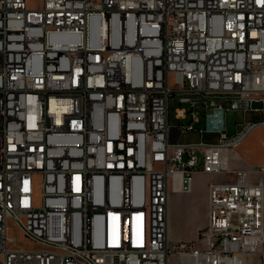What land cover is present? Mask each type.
Listing matches in <instances>:
<instances>
[{
    "label": "built area",
    "instance_id": "2783aa9c",
    "mask_svg": "<svg viewBox=\"0 0 264 264\" xmlns=\"http://www.w3.org/2000/svg\"><path fill=\"white\" fill-rule=\"evenodd\" d=\"M41 1L0 0V264L260 252L264 164L253 180L233 161L264 127V0ZM177 93L189 108L171 124ZM227 109L262 120L229 134ZM188 132L218 140L180 141ZM197 172L225 177L209 184V222L170 242V190L190 191ZM10 220L45 248L17 247Z\"/></svg>",
    "mask_w": 264,
    "mask_h": 264
},
{
    "label": "rangeland",
    "instance_id": "374dc122",
    "mask_svg": "<svg viewBox=\"0 0 264 264\" xmlns=\"http://www.w3.org/2000/svg\"><path fill=\"white\" fill-rule=\"evenodd\" d=\"M42 6L41 0H27V7L31 9H37ZM172 85L174 81L172 80ZM183 95L177 93L176 95L170 97L169 100V118L171 124H177L179 122L178 118H176V111L179 107L182 108H189V103H183L180 105V99ZM226 105L225 108H227ZM198 113L200 115L204 114L203 105H200L198 108ZM262 120V113L254 112V111H247L244 112L242 110H233L227 109L226 110V125H227V132L229 134L236 133L241 125L246 121H255L259 122ZM199 126H203V122ZM204 140L206 142H216L218 140V136L216 135H201L198 132H188L184 133L180 141L182 142H196L200 140ZM264 127L258 126L256 127L250 135L245 139V141L236 149V153L240 156L237 160L233 161L234 166L237 169H244L241 168L243 162H247L249 167L247 170L250 171L249 177L253 180L259 177V173L256 172L259 168V164H264ZM224 176V175H223ZM208 222H209V205H208ZM9 235L13 237L14 242L17 247L26 248V249H42L45 248L41 244L31 240L30 238L26 237L21 229L14 223L13 220L9 222ZM199 237V235H198ZM197 237V238H198ZM196 238V239H197ZM194 240V239H192ZM264 246V243H263ZM262 246V248H263ZM172 264H175L172 262Z\"/></svg>",
    "mask_w": 264,
    "mask_h": 264
},
{
    "label": "crops",
    "instance_id": "0c3cea01",
    "mask_svg": "<svg viewBox=\"0 0 264 264\" xmlns=\"http://www.w3.org/2000/svg\"><path fill=\"white\" fill-rule=\"evenodd\" d=\"M259 112L260 111H254ZM255 122V121H254ZM237 154V153H235ZM246 161L241 168L247 169ZM263 182H264V175ZM224 181L221 174L210 175L197 172L192 189L183 191L171 188L168 203V234L170 242L196 239L208 224L209 184L211 181ZM179 258L173 254L170 264H178ZM244 264H264V246L257 254L248 256Z\"/></svg>",
    "mask_w": 264,
    "mask_h": 264
}]
</instances>
